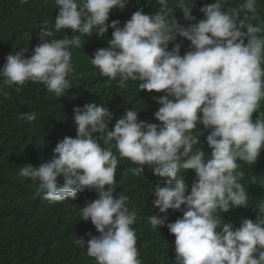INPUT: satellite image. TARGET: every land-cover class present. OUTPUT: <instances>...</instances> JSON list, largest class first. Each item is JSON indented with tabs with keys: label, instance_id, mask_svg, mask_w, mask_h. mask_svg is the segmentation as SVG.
I'll list each match as a JSON object with an SVG mask.
<instances>
[{
	"label": "clouds",
	"instance_id": "obj_1",
	"mask_svg": "<svg viewBox=\"0 0 264 264\" xmlns=\"http://www.w3.org/2000/svg\"><path fill=\"white\" fill-rule=\"evenodd\" d=\"M54 3V31L70 29L80 35L45 39L53 36V29L45 25L41 42L29 55V49H19L6 56L0 67V96L11 100L8 89L19 92L25 83L42 84L56 98L64 96L72 87L68 77L75 71L71 49L83 48L81 36L103 37L111 28L108 47L94 52L91 65L109 80H118L121 89L138 81L139 90L163 92L154 97L161 105L154 116L161 123L138 119L133 108L109 130L113 113L106 106L95 102L76 106V136L59 140L52 157L38 167H19V178L30 179L38 196L57 205L84 202L80 220H90L99 235L88 233L87 242L79 237L74 243L86 248L96 264H143L133 227L137 212L128 206L127 190L136 184L124 181V194L116 193L120 161L115 149L135 165L133 175L142 179L148 165L154 175L168 178L163 186L156 185L153 203L161 213L172 209L183 215L174 222H167V215L147 220L153 230L166 226L174 234L173 264H264V201L256 205V219H242L239 227L220 215L250 207L240 162L254 165L264 149V113L253 120L264 100V20L259 0H238L234 7H225L229 0H215L199 9L204 18L196 23H192L197 19L192 14L194 0L172 5L170 0H156L159 7L154 13L140 8L123 27L119 20L108 21L113 9L122 11L128 0ZM177 9L189 22L186 26L176 19ZM177 35L190 41L183 56ZM27 95L23 92L21 104ZM30 107L19 110L29 123L37 119ZM198 124L210 129L208 158L194 148L200 142ZM188 169L196 174L190 191L181 175Z\"/></svg>",
	"mask_w": 264,
	"mask_h": 264
},
{
	"label": "trees",
	"instance_id": "obj_2",
	"mask_svg": "<svg viewBox=\"0 0 264 264\" xmlns=\"http://www.w3.org/2000/svg\"><path fill=\"white\" fill-rule=\"evenodd\" d=\"M178 0H170V5ZM215 0H194L195 7L192 14L196 21L204 18L199 9ZM238 0H229L225 7H234ZM260 18L264 20V0H259ZM159 5L156 0H128V4L121 11L113 9L108 23L119 20L120 26L131 18V15L143 8L146 14L156 11ZM54 0H0V67H3L8 54H14L19 49H31L41 42L42 29L45 25L53 29L52 37L45 39L72 38L70 29L54 31L56 16ZM175 17L181 25L189 22L183 18L181 9H177ZM255 23V21H254ZM113 29L109 28L103 37L95 33L91 36H81L84 39L83 48H73L72 63L75 71L69 75L71 88L60 98L49 93L42 84H25L19 92L15 87L8 89L11 100L0 96V264H96L94 258L87 256L86 248L77 246L76 238L83 237L85 242L90 238L87 234L99 235L91 221H83L80 209L84 202L64 203L57 205L43 199L36 194L37 185L30 179L21 180L17 175L18 168L31 164L38 167L42 162L50 159L57 142L65 136H76V125L73 120V109L83 107L86 103H99L106 106L112 113L113 119L109 123L111 130L126 110L135 108L138 119L148 123H161L154 113L161 106L154 97L163 95L155 90H139V82H128L127 89L118 86V80H109L102 76L98 68L90 63L94 52L99 48L108 47V40L112 38ZM177 43H181L180 54L183 56L190 50V41L177 35ZM172 43H169V50ZM23 92H27L28 100L21 104ZM30 107L31 112L37 114L34 122H27L21 118L20 108ZM29 113L24 112L22 114ZM260 113H264V100L260 109L253 113L255 120ZM199 143L194 148L210 156L211 148L206 137L210 129H204L202 124L197 125ZM103 143V141H101ZM116 171V193L124 194L122 182L130 181L132 185L127 194L130 197L129 208L136 210L137 221L133 227L137 234V247L143 264H173L175 260V236L166 226H158L153 230L148 223V216L158 218L167 215V222H174L182 217L180 210L169 209L161 213L154 205L156 198L154 189L159 183L163 186L168 179L153 174V170L144 166L143 178L133 175L135 165L120 158ZM241 169L245 172V184L249 195L250 207H237L220 215L225 222H232L239 227L242 219H256V205L264 201V149L254 165L248 166L243 162ZM183 171V170H182ZM181 175L191 189L196 178L193 169L184 170ZM117 194H114L117 195ZM126 194V195H127ZM184 208V206H181ZM71 209V211H70Z\"/></svg>",
	"mask_w": 264,
	"mask_h": 264
}]
</instances>
